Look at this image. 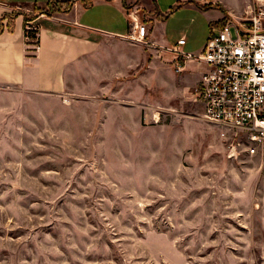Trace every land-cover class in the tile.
Returning a JSON list of instances; mask_svg holds the SVG:
<instances>
[{
    "label": "rangeland",
    "instance_id": "obj_1",
    "mask_svg": "<svg viewBox=\"0 0 264 264\" xmlns=\"http://www.w3.org/2000/svg\"><path fill=\"white\" fill-rule=\"evenodd\" d=\"M141 2V22L163 18L162 3L174 35L198 47L204 23L192 10ZM203 7L224 23L261 16L264 27V0ZM90 17L128 26L99 6ZM100 84L97 73L60 99L0 92V264H264V160L244 133L206 120L194 93L158 89L142 100L139 126L117 132L115 82L107 93Z\"/></svg>",
    "mask_w": 264,
    "mask_h": 264
},
{
    "label": "crops",
    "instance_id": "obj_2",
    "mask_svg": "<svg viewBox=\"0 0 264 264\" xmlns=\"http://www.w3.org/2000/svg\"><path fill=\"white\" fill-rule=\"evenodd\" d=\"M52 1L55 0H0V18L14 11L31 12L35 5L45 6ZM74 1L70 11L41 14L28 24V28L37 27L39 31L35 50L31 42L27 44L23 15L16 16L12 30L6 28L0 33V92L60 99L71 94V83L94 79L98 73L100 88L105 89V93L111 88L107 86L108 81L115 82V91L110 94L117 97L114 101L118 112L117 132L139 126L141 102L149 104L155 89L166 96L186 100L194 93L207 66L197 59H180L183 67L178 70L179 60L169 49L184 37L186 43L182 49L185 52H201L208 37L223 25L221 20L225 17L219 9L203 7L205 0H172L174 7L192 10L196 20H203L199 45L193 50L187 48L189 42L185 34L175 36L169 28V14L173 11L162 3L161 6L157 3V8L165 16L154 18L151 28L144 23L149 30L145 42L130 38L134 32L133 20L140 18L138 7L147 8L141 0L133 8H127L125 0H93L89 6L83 0ZM95 6L103 7L110 22L124 16L127 28L117 24L112 28L93 24L90 11ZM195 17L191 19L189 33L196 27ZM117 137L124 136L117 133Z\"/></svg>",
    "mask_w": 264,
    "mask_h": 264
},
{
    "label": "built area",
    "instance_id": "obj_3",
    "mask_svg": "<svg viewBox=\"0 0 264 264\" xmlns=\"http://www.w3.org/2000/svg\"><path fill=\"white\" fill-rule=\"evenodd\" d=\"M31 29V27H29ZM131 40L143 41L149 33L140 20H133ZM137 31V34H135ZM32 49L34 38H27ZM186 39L169 50L176 59H197L207 69L196 87V100L202 104V116L244 133L246 151L264 160V27L262 17L250 22L228 20L211 34L199 53L185 52ZM180 61L177 69L181 70Z\"/></svg>",
    "mask_w": 264,
    "mask_h": 264
},
{
    "label": "trees",
    "instance_id": "obj_4",
    "mask_svg": "<svg viewBox=\"0 0 264 264\" xmlns=\"http://www.w3.org/2000/svg\"><path fill=\"white\" fill-rule=\"evenodd\" d=\"M85 2L86 6H89L90 4H92V0H83ZM75 1L74 0H55L50 2L49 4H57V5H67L66 9L64 8H57L56 11H53L51 13L54 12H68L71 10L72 6L74 5ZM40 13H45L43 10H41L39 8L38 5L34 6L33 11L28 12V11H14L11 14H4L1 18H0V33H2L3 31H5V29L7 28L8 30H12V26H13V22L14 19L16 18V16L18 15H23L24 16V20H25V27H24V32H25V36L26 38H34L36 40V44L38 45L39 42V38H38V29L37 27H31L28 28V24L36 19L38 17V15ZM51 13H46V14H51ZM7 20V24H4V21ZM28 40V39H27ZM30 42L27 41V44H29Z\"/></svg>",
    "mask_w": 264,
    "mask_h": 264
}]
</instances>
